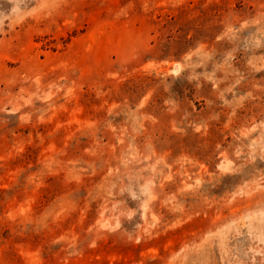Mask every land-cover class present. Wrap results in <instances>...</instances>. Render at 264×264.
Returning a JSON list of instances; mask_svg holds the SVG:
<instances>
[{
  "label": "rangeland",
  "instance_id": "374dc122",
  "mask_svg": "<svg viewBox=\"0 0 264 264\" xmlns=\"http://www.w3.org/2000/svg\"><path fill=\"white\" fill-rule=\"evenodd\" d=\"M0 264H264V0H0Z\"/></svg>",
  "mask_w": 264,
  "mask_h": 264
}]
</instances>
